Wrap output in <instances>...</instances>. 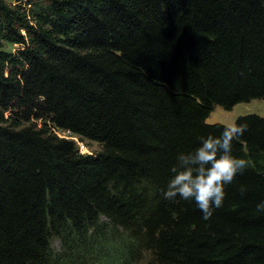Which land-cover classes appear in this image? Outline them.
<instances>
[{"label": "trees", "instance_id": "16d2710c", "mask_svg": "<svg viewBox=\"0 0 264 264\" xmlns=\"http://www.w3.org/2000/svg\"><path fill=\"white\" fill-rule=\"evenodd\" d=\"M252 100L264 0H0V264H264L263 117L236 118L247 167L209 219L164 197L215 107Z\"/></svg>", "mask_w": 264, "mask_h": 264}, {"label": "clouds", "instance_id": "9594fccd", "mask_svg": "<svg viewBox=\"0 0 264 264\" xmlns=\"http://www.w3.org/2000/svg\"><path fill=\"white\" fill-rule=\"evenodd\" d=\"M222 127L220 136L202 137L200 146L194 151L177 155L164 192L165 199L179 196L183 200H194L204 220L212 216L214 208L223 205L226 195L224 186L247 167L245 159L232 155L233 140L242 136L247 126L233 123ZM240 192L243 195L245 189L242 187ZM256 207L264 212V201Z\"/></svg>", "mask_w": 264, "mask_h": 264}, {"label": "rangeland", "instance_id": "374dc122", "mask_svg": "<svg viewBox=\"0 0 264 264\" xmlns=\"http://www.w3.org/2000/svg\"><path fill=\"white\" fill-rule=\"evenodd\" d=\"M7 2H13L14 0H5ZM18 46L5 45L4 50L15 52ZM248 114H255L264 118V100H252L249 103H241L232 108L231 111H224L221 107H215L213 112L209 115L206 120L207 124H222L230 125L233 124L237 117ZM38 126L41 122H36ZM55 133L58 137L75 142L77 149L80 154H96L101 151V145L96 142L88 140H80L79 137L72 135L69 132L55 129Z\"/></svg>", "mask_w": 264, "mask_h": 264}]
</instances>
